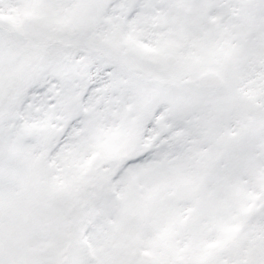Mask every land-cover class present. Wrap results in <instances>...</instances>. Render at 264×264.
Here are the masks:
<instances>
[{"label":"snow or ice","instance_id":"6c2138e0","mask_svg":"<svg viewBox=\"0 0 264 264\" xmlns=\"http://www.w3.org/2000/svg\"><path fill=\"white\" fill-rule=\"evenodd\" d=\"M0 264H264V0H0Z\"/></svg>","mask_w":264,"mask_h":264}]
</instances>
